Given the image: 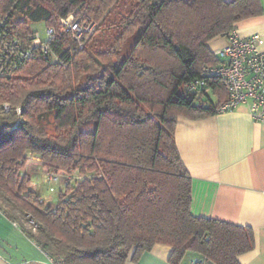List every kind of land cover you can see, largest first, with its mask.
I'll return each mask as SVG.
<instances>
[{
    "label": "trees",
    "instance_id": "obj_1",
    "mask_svg": "<svg viewBox=\"0 0 264 264\" xmlns=\"http://www.w3.org/2000/svg\"><path fill=\"white\" fill-rule=\"evenodd\" d=\"M120 4L125 12L113 14ZM14 11L24 20L13 22ZM262 11L261 0H0L9 34L28 44L31 23L54 27L50 47L59 56L36 50L0 76V212L63 264L136 263L157 243L172 247L170 264L188 252L207 264H241L253 231L191 214V177L174 128L179 116L218 113L228 99L222 79H205L189 96L181 87L220 62L208 41ZM83 12L96 27L72 51L59 20ZM27 153L55 174L83 178L67 182L51 208L21 174Z\"/></svg>",
    "mask_w": 264,
    "mask_h": 264
},
{
    "label": "crops",
    "instance_id": "obj_2",
    "mask_svg": "<svg viewBox=\"0 0 264 264\" xmlns=\"http://www.w3.org/2000/svg\"><path fill=\"white\" fill-rule=\"evenodd\" d=\"M261 4L262 14L240 21L235 30L241 37L257 34L258 49L264 51V0ZM226 43L227 37H215L207 45L213 52ZM174 140L191 177V214L250 227L253 247L237 259L264 264V121L254 120L243 103L206 118L179 116ZM171 251L157 243L136 263L127 259L125 264H170ZM196 261L202 256L188 252L179 264Z\"/></svg>",
    "mask_w": 264,
    "mask_h": 264
},
{
    "label": "built area",
    "instance_id": "obj_3",
    "mask_svg": "<svg viewBox=\"0 0 264 264\" xmlns=\"http://www.w3.org/2000/svg\"><path fill=\"white\" fill-rule=\"evenodd\" d=\"M8 14L0 17V76H8L17 71L24 62L30 59L34 51L38 50L45 59L59 60L50 47L55 39L54 27L46 26L44 37L37 31L24 44L15 35L9 34L6 29ZM61 30L72 36L74 47H83L86 37L95 30L96 23L83 12L79 15L71 13L59 20ZM220 62L215 65H205L201 71L202 77L188 82L184 88L188 93H196L204 87L205 79L220 78L224 81L228 99L218 108V112L233 109L238 104H246L251 117L256 121H264V51L258 49V35L253 34L241 37L236 30L227 36V43L212 52ZM3 108L8 111L10 105L3 103ZM20 109H18V113ZM60 176L53 171L48 172L49 183H56ZM71 176L66 177L69 182ZM16 225V224H14ZM36 230V224L31 223ZM47 264H63L61 258L47 256Z\"/></svg>",
    "mask_w": 264,
    "mask_h": 264
},
{
    "label": "rangeland",
    "instance_id": "obj_4",
    "mask_svg": "<svg viewBox=\"0 0 264 264\" xmlns=\"http://www.w3.org/2000/svg\"><path fill=\"white\" fill-rule=\"evenodd\" d=\"M124 13L122 5H118L112 9V13ZM12 21L17 22L18 20H24L22 14L14 11L12 13ZM30 27L33 31H37L40 36L44 37V30L46 25L42 22L31 23ZM181 93L187 95L185 88L181 87ZM209 98L213 101V95L208 91ZM190 94L188 93V96ZM197 103L208 101L207 97L202 100L196 99ZM48 167L43 165V162L36 154L27 153V162L21 174L24 172L31 178L30 188L33 190L45 203L51 208H54L58 203V195L63 192L64 187L67 183L66 177L71 176V184L80 182L83 178L82 175L77 172H68L67 170H59L57 174L60 176L58 181L55 183H49L47 180L48 172L52 171ZM28 227V224L25 223ZM0 257L6 262L11 264H24L29 261L35 263H47V257L45 253L38 248V246L26 237L17 225H14L9 219L0 212ZM26 260V262H22Z\"/></svg>",
    "mask_w": 264,
    "mask_h": 264
},
{
    "label": "water",
    "instance_id": "obj_5",
    "mask_svg": "<svg viewBox=\"0 0 264 264\" xmlns=\"http://www.w3.org/2000/svg\"><path fill=\"white\" fill-rule=\"evenodd\" d=\"M0 264H11V263L6 262L4 259H2V258L0 257Z\"/></svg>",
    "mask_w": 264,
    "mask_h": 264
}]
</instances>
